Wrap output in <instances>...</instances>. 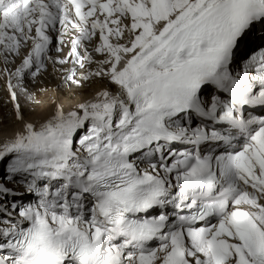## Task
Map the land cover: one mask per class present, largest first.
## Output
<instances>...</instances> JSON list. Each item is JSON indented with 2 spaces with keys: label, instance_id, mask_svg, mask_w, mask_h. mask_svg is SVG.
Listing matches in <instances>:
<instances>
[{
  "label": "snow or ice",
  "instance_id": "obj_1",
  "mask_svg": "<svg viewBox=\"0 0 264 264\" xmlns=\"http://www.w3.org/2000/svg\"><path fill=\"white\" fill-rule=\"evenodd\" d=\"M0 93V264H264V0H0Z\"/></svg>",
  "mask_w": 264,
  "mask_h": 264
},
{
  "label": "rangeland",
  "instance_id": "obj_2",
  "mask_svg": "<svg viewBox=\"0 0 264 264\" xmlns=\"http://www.w3.org/2000/svg\"><path fill=\"white\" fill-rule=\"evenodd\" d=\"M49 95H51V93H49ZM5 101H6V96L3 93H0V105H3ZM0 111L6 112L7 109L0 108Z\"/></svg>",
  "mask_w": 264,
  "mask_h": 264
}]
</instances>
